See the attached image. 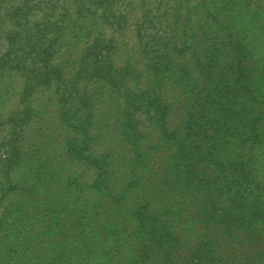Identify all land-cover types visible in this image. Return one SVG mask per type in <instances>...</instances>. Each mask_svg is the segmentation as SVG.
<instances>
[{
  "label": "trees",
  "instance_id": "1",
  "mask_svg": "<svg viewBox=\"0 0 264 264\" xmlns=\"http://www.w3.org/2000/svg\"><path fill=\"white\" fill-rule=\"evenodd\" d=\"M255 16L247 9L241 17L225 0H0V90L7 77L21 81L18 91L6 93L9 100L19 95L18 106L0 120L15 132L19 127L20 137L0 145V180L8 182L0 195V264H147L155 249L165 250L162 264H173L185 246L186 264H264V38L254 56ZM236 17L240 27L231 24ZM168 83L187 97L182 132L169 125L175 104L162 94ZM47 92L58 98L63 120L84 135L69 140L73 155H92L98 115L108 119L98 99L107 109L117 102L113 117L139 160L157 148L139 147L149 139L146 121L176 148L159 194L121 211L134 231L90 221L87 208L74 223L87 234L70 242L63 257L60 229L67 222L60 207L7 202L10 192L30 194L40 183L21 188L11 169L34 102ZM96 186L109 190L107 180ZM167 188L178 198L153 214L150 203ZM124 198L125 192L113 200ZM183 198L190 205L181 208Z\"/></svg>",
  "mask_w": 264,
  "mask_h": 264
},
{
  "label": "rangeland",
  "instance_id": "2",
  "mask_svg": "<svg viewBox=\"0 0 264 264\" xmlns=\"http://www.w3.org/2000/svg\"><path fill=\"white\" fill-rule=\"evenodd\" d=\"M209 1L214 5H219L224 0ZM225 1L230 2L233 8L239 10L241 17L244 16L247 9L256 14L250 28L251 32H256V34L249 39V45L254 56H257L259 51H263L259 44L264 38V0ZM235 15L233 16L235 17ZM231 24L240 27V18H234ZM131 29L134 31L132 27ZM127 33L129 32L124 35L126 40L132 37ZM3 82L4 85L0 90V120L6 119L9 111L18 106L19 95L16 94L9 100L6 93L7 91H18L17 88L21 81L18 76H11L5 78ZM162 94L175 104L170 114V127L172 129L177 127V130L182 132L185 121L184 110L187 104L186 95L170 83L163 88ZM110 102L111 108L107 109V104L99 103L98 99L97 106L106 112L108 119L98 115L97 125L101 130L93 142L91 157H87L86 154L76 156L69 151V140L78 139V142H81L84 140V135L75 130L73 124H68L63 120L58 98L51 92L39 96L34 102L35 117L27 129L26 135L21 139L23 141L19 148L22 153L19 158L13 161L11 178L21 188H26L38 180L40 183L36 190L30 194L20 190L19 192H10L7 195V202L13 205L26 203L30 205L37 200L44 202L49 208L60 207V220L67 222V228L60 229V256L71 249L70 242L79 241L83 235L87 234L86 229L76 230L74 224L77 217L87 208H92L94 212L93 218H89L90 221L100 223L111 220L119 224L121 232L134 231L135 224L121 211L131 210V208L137 207L143 199L151 200L150 198L159 194L164 174L168 171L170 156L176 149L174 144H167L165 140H162L163 133L158 130L155 124L146 121L143 123V129L149 137V142L145 141V138L140 142L139 147L143 151L151 145L157 144V148L149 151L147 160H139L136 147L131 142L123 140L122 129L113 117L115 113L112 107L114 108L117 102L114 99H111ZM16 131L19 134V127ZM17 132L10 125L0 124V145L7 141L11 142V139L19 140ZM102 154L109 156L106 160H94L96 156L100 158ZM104 165L109 170V174L105 173ZM73 178L78 179L75 186L72 185ZM99 180H107L109 190L100 192L96 186ZM133 180L136 181V184L131 187L130 183ZM0 181L4 185L3 188L0 187L1 195L2 190L7 189L8 182L5 176ZM123 192H125V198L118 204L113 200V197ZM174 193L171 188L164 189L163 195L161 193V196L156 197L157 200L150 203L151 212L157 214L169 207L172 201L178 198L174 196ZM179 202L181 208L190 205L186 198ZM191 228L193 233L198 232L199 223L193 222ZM213 228H217L216 224H213ZM128 236L132 235L129 233ZM135 242L136 240L132 241L131 245L133 246ZM138 251L141 253L140 249ZM164 251V249H155L154 258L150 257L146 263L158 264L161 262L162 264L165 258ZM188 256L189 252L185 246L178 252V257L173 264H186Z\"/></svg>",
  "mask_w": 264,
  "mask_h": 264
}]
</instances>
